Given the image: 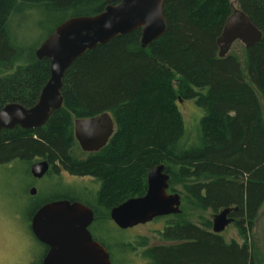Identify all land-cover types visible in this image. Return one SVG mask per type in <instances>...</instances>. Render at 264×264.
Listing matches in <instances>:
<instances>
[{
  "label": "trees",
  "instance_id": "16d2710c",
  "mask_svg": "<svg viewBox=\"0 0 264 264\" xmlns=\"http://www.w3.org/2000/svg\"><path fill=\"white\" fill-rule=\"evenodd\" d=\"M236 2L263 33L242 61L218 57L231 0H166L162 38L142 49L137 31L87 52L68 69L63 108L43 128L0 131V167L39 158L53 166L52 179L61 170L102 183L95 203L63 195L36 204L34 215L50 202L78 201L94 211L95 227L103 231L110 212L144 196L149 171L164 165L170 191L178 193L179 186L192 209L218 214L239 208L231 217L247 238L264 205V0ZM117 3L0 0V110L34 107L50 79L49 61L36 57L39 48L15 43L11 26L17 18L38 16L47 40L64 22L97 16ZM189 101L204 114L192 133L179 110ZM106 113L116 124L114 136L99 153L84 155L75 122ZM156 220L168 223L159 233L164 244L143 251L150 264H264L248 241L240 246L214 234L212 221L199 227L181 215ZM93 235L110 252L103 236Z\"/></svg>",
  "mask_w": 264,
  "mask_h": 264
},
{
  "label": "water",
  "instance_id": "95a60500",
  "mask_svg": "<svg viewBox=\"0 0 264 264\" xmlns=\"http://www.w3.org/2000/svg\"><path fill=\"white\" fill-rule=\"evenodd\" d=\"M117 1L103 13L94 17L72 18L60 25L36 51L39 60L50 63V79L41 92L38 103L27 109L10 104L0 110V131L15 128L36 130L43 128L52 114L63 108V81L68 69L87 52L95 50L118 37L141 31L140 46L147 49L164 36L167 23L164 17L166 0H104ZM217 41L219 59L230 54L233 45L242 43L247 49L263 39V33L241 9L232 5ZM75 138L85 153H98L104 149L115 133V124L109 114L77 120ZM47 162L32 166L31 175L42 179L49 172ZM171 177L161 165L148 173L147 193L131 198L111 211V220L122 231L145 226L156 219L182 214V198L169 194ZM31 196L37 190H31ZM239 208H228L213 216V233L221 235L235 223L231 217ZM94 213L81 203L55 201L41 207L33 216L31 231L48 253L43 264H112L106 249L96 242L89 228Z\"/></svg>",
  "mask_w": 264,
  "mask_h": 264
},
{
  "label": "rangeland",
  "instance_id": "374dc122",
  "mask_svg": "<svg viewBox=\"0 0 264 264\" xmlns=\"http://www.w3.org/2000/svg\"><path fill=\"white\" fill-rule=\"evenodd\" d=\"M236 9L239 5L236 0H231ZM39 17H22L12 24V34L15 43L21 47L38 49L46 40L47 32L40 30L36 22ZM246 47L237 42L233 45L230 55L243 60ZM179 110L184 121L188 125L190 133L194 129H200L203 119V111L194 101L182 102ZM37 158L34 160L36 162ZM34 164V163H33ZM32 164L17 161L7 167H0V264H42L45 248L34 237L31 231V221L35 212L36 204H41L69 192H85L95 195L98 184L91 177L81 178L62 172L61 178L46 177L35 181L30 173ZM32 188H36L37 196L31 197ZM176 190L182 197L181 216L183 219L202 227L204 220H213L215 213L203 212L192 209V206L184 199V194L179 186ZM75 198L85 201L83 193ZM93 200L92 197H87ZM88 201V200H87ZM89 202V201H88ZM242 221V217L237 218ZM165 220H156L145 226H138L126 231L119 230L112 222L103 228V238L112 254V264H150L143 257V251L147 248L163 245L159 237L167 225ZM243 223V222H242ZM244 225L247 226L246 222ZM101 236V237H102ZM221 236L226 243L237 242L243 246L248 241L249 246L256 248L264 258V205L254 224L253 231L243 237L239 228L232 224ZM130 245L126 248L123 245Z\"/></svg>",
  "mask_w": 264,
  "mask_h": 264
},
{
  "label": "flooded vegetation",
  "instance_id": "af4514ba",
  "mask_svg": "<svg viewBox=\"0 0 264 264\" xmlns=\"http://www.w3.org/2000/svg\"><path fill=\"white\" fill-rule=\"evenodd\" d=\"M111 116V115H110ZM112 117V116H111ZM113 119V118H112ZM113 121H114V119H113ZM114 124H115V122H114ZM16 129V128H15ZM74 130H75V124H74ZM115 132H116V124H115ZM115 134V133H114ZM114 136V135H113ZM74 137H75V132H74ZM112 139V138H111ZM111 139H110V141H111ZM75 140H76V138H75ZM110 141H109V143H110ZM76 142H77V140H76ZM78 143V142H77ZM109 143H108V145H109ZM107 145V146H108ZM78 146H79V144H78ZM106 146V147H107ZM105 147V148H106ZM79 148H80V146H79ZM80 150H81V148H80ZM81 152L84 154V155H91V153H85V152H83L82 150H81ZM100 152V151H99ZM98 152V153H99ZM93 154H97V153H93ZM39 162H47V161H45V160H41V159H39V160H37L36 162H33L34 164H36V163H39ZM49 165H50V169H49V172L46 174V176L45 177H43L42 179H40V180H43L44 178H46V177H49V175H50V172H51V170L53 169V166L49 163V162H47ZM34 164H32V166L34 165ZM56 166H58L59 167V165H58V163H56L55 164ZM32 166H31V168H32ZM62 172L64 173L65 171H59V173L58 174H60L59 176H57V178H61V175H62ZM30 173H31V169H30ZM66 174H67V172H65ZM69 174V173H68ZM71 176H74V175H72V174H70ZM33 177V176H32ZM77 177H80V176H77ZM85 177H91V178H93L92 180L93 181H95V184L97 183L99 186H98V191L96 192V193H94L95 195L93 196L91 193L90 194H88V193H85V192H80V193H83L86 197L84 198L85 199V201L87 202V203H95V201L97 200V196H98V194H99V192L101 191V188H102V183L101 182H99L97 179H95L93 176H81V178H85ZM147 178H148V175H147ZM33 179L35 180V181H40V180H38V179H35L34 177H33ZM32 189H36V188H32ZM80 193H74V191L73 192H69L68 194H65V195H70V196H73L74 197V195L75 196H78V194L80 195ZM146 193H147V190H146ZM168 193L169 194H173V192H171L170 191V189H169V191H168ZM146 195V194H145ZM37 196V195H36ZM36 196H31V197H33V198H35ZM87 197H92L93 198V200H89V198H87ZM143 197V196H142ZM80 198V197H79ZM138 198V197H137ZM89 202H88V201ZM58 201H62V200H58ZM66 201H69V200H66ZM55 202V201H54ZM69 202H71V201H69ZM50 203H52V202H50ZM71 203H75V202H71ZM77 203H81V204H83L82 202H78L77 201ZM46 205V204H45ZM83 205H85V204H83ZM86 206V205H85ZM86 207H88V206H86ZM89 208V207H88ZM89 209H91V208H89ZM92 210V209H91ZM93 211V210H92ZM93 213H94V211H93ZM110 216H111V212H110ZM94 218H95V213H94ZM95 221H96V218H95V220H94V223L92 224V226L89 228V231H90V233H91V235H92V237H93V239L96 241V242H98V243H100L97 239H95V237H94V235H93V233H95L97 236H101V234L100 233H102V230L99 228V227H95ZM110 222H112L114 225H115V223L111 220V217H110V220H109ZM155 221V220H154ZM116 226V225H115ZM117 227V226H116ZM118 228V227H117ZM93 231H92V230ZM119 229V228H118ZM120 230V229H119ZM93 232V233H92ZM105 249H106V251L109 253V255H110V259H111V262H112V256H111V254H110V252H109V250H107V248L102 244V243H100ZM44 246V245H43ZM45 247V246H44ZM47 253H48V248L46 247V249H45V253H44V258L46 257V255H47ZM43 261H44V259H43ZM43 264V263H42Z\"/></svg>",
  "mask_w": 264,
  "mask_h": 264
}]
</instances>
